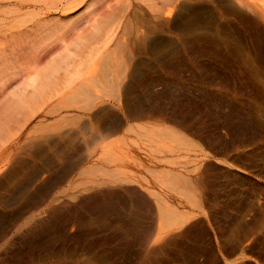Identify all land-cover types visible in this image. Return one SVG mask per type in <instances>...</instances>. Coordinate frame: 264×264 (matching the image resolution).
<instances>
[{
  "label": "rangeland",
  "instance_id": "374dc122",
  "mask_svg": "<svg viewBox=\"0 0 264 264\" xmlns=\"http://www.w3.org/2000/svg\"><path fill=\"white\" fill-rule=\"evenodd\" d=\"M99 24L0 123V264H264V0H0L44 65Z\"/></svg>",
  "mask_w": 264,
  "mask_h": 264
},
{
  "label": "bare ground",
  "instance_id": "6f19581e",
  "mask_svg": "<svg viewBox=\"0 0 264 264\" xmlns=\"http://www.w3.org/2000/svg\"><path fill=\"white\" fill-rule=\"evenodd\" d=\"M103 26L104 25L101 24L95 25L90 33L77 38V40L75 42L73 41V43L69 41L68 43L66 41L67 44L65 42L66 46L63 47L64 55H62L59 59L55 58V60H53L52 64L50 65L48 63H45L46 65H44V60L46 58L42 56L45 54L41 55V51H38L37 48H35L34 46L22 45L18 43L19 41H21L18 38L23 37V33H12L11 35L12 37H14L12 39L13 42L9 45L3 44V47L0 46V56L3 61V64H0V82L4 81V86L8 88L12 86H15L16 88H13L15 90L12 89L11 97L5 102L4 108L2 109L4 119L2 120L3 116L0 115V123L1 121H3V123L7 125L6 121L8 118H11V120L13 121L16 120L15 118L20 115L22 116L20 118H28L29 113L36 112V109H38L37 106H39L40 102L44 100L43 94L45 92H51L53 89L58 88L60 85L71 83V78L74 76V72H76H72L73 67L71 65V51L74 47L78 52L80 50L81 52L85 51L86 49L89 50L88 48H90L93 43H95L96 41L98 42V39L99 41L102 39V31L104 32L105 30L103 29ZM28 32L29 30H27V33ZM8 46H10L11 53L3 54L6 53ZM51 51L52 50H49L48 52ZM7 55L12 56V58H9ZM90 74H87V77ZM84 76L86 75L83 74V77ZM120 76L122 77V75ZM76 77L77 76H74V78L77 80V78L79 77ZM89 78L87 79L89 80ZM75 79L72 81H75ZM84 80L81 81L87 84L88 82L86 80L85 82ZM121 82H124V80ZM148 84L150 85V83ZM52 93L54 94L53 91ZM18 118V121L16 120L14 121V123H17L20 126L22 121L20 122V118Z\"/></svg>",
  "mask_w": 264,
  "mask_h": 264
}]
</instances>
